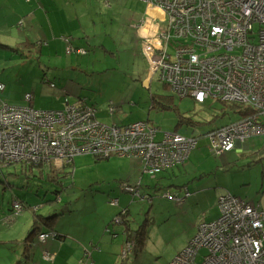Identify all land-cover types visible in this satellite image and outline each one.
<instances>
[{"label":"rangeland","instance_id":"1","mask_svg":"<svg viewBox=\"0 0 264 264\" xmlns=\"http://www.w3.org/2000/svg\"><path fill=\"white\" fill-rule=\"evenodd\" d=\"M74 1L77 0H72V2ZM81 1V5H85V1ZM133 1L136 0H129V2ZM94 2L95 7L102 10L99 12V16L112 17L116 20L129 16L126 11L130 9L129 7H126L123 12L119 10L126 4L131 5V3H127L128 0H94ZM107 4H110V7ZM111 7H116V14L113 12L114 10L110 13L107 11ZM88 9L91 11V6ZM104 10L107 12H103ZM112 28H114L112 25L105 27L111 47L101 43V46L109 50L104 49L108 60V63H101V69L104 72L101 71L103 72L101 74H92V72L89 76L85 74L84 77H79L76 81L78 86L73 89L74 85L72 84L74 83L71 80L78 77L77 71L72 72L66 85L59 86L57 84V87L53 89L46 82L44 83L48 79L52 81L50 77H53L52 72L45 74L44 65H48L45 58L40 61L37 54L31 56L32 50H24L25 54H22L14 49L0 47V71L5 69L3 72L5 77H10L13 82L12 84L5 81L8 86L0 97L6 99L12 106L25 107L28 105L25 95L29 93L33 96L35 107L43 110L64 109L68 100L75 102L79 100L77 98L81 97L95 105L99 121L104 124L150 121L162 132L177 130L183 135L201 136V138L214 129L241 119L231 107L232 104L214 99H210L205 104H198L192 98H179L168 86L161 83L157 76L152 77L149 84H145L150 72L142 56L134 57L138 52L137 44L129 41L134 34L133 31L129 32L128 29L120 26L116 27V30ZM110 34H113V37ZM9 46L15 49L18 47L16 45ZM169 49L171 53H174L175 49L172 45ZM113 53L117 54L116 58ZM71 59L77 60V56L75 54L66 56L65 61L70 62ZM108 65L109 68H107ZM68 84L71 85L68 86ZM152 95L157 98V101L164 100L171 109H164L158 104L154 107L151 101ZM113 100L115 105H111ZM111 108L116 109L114 114L111 113ZM180 120L185 122L192 120L197 124H184L177 128ZM247 144L248 147L243 152L235 150L222 157H217L210 149L209 140L202 138L188 162V166H191V174L185 175L184 166H181V171L179 168L175 170V179L174 176L168 178L163 173L157 179V177L144 172L141 159L132 157H111L108 160L97 161V158L92 155L78 156L75 158L73 166L66 169V173L72 172V175H57V173H53L54 167H47L45 170L39 166L33 167L34 172L40 175L41 170L44 171L36 185L27 181L26 174L24 171L22 173L24 167L21 165L4 168L5 173L0 170V251H5L14 258V264H24V259H31L29 257L32 253L28 252L23 255V243L27 241L29 233L33 229L34 217L35 221L39 222L40 219L36 215H45L50 207L57 206L55 207L57 209L67 207L62 224L69 229H103V236L113 235L115 240H120L124 231L135 230L124 229L127 225L135 228V226L146 223L149 239L147 252L151 256L143 255L140 258L142 264H152L153 259L158 257L157 264H170V262L171 264H182L184 257L182 252L185 250L183 248L195 232V221L207 209H211L214 215L220 212L219 208H216V203L222 192H229L253 204L258 210L264 211V135L250 138ZM56 171L59 172V169ZM205 174L207 175L204 176ZM202 175L204 177L197 180L196 183L195 177ZM7 178L16 179L14 181L16 187L18 184L24 183L26 188L16 189L13 184L8 188L10 180ZM59 180L63 181L62 186L57 182ZM157 183H159L158 187L155 186ZM202 183L212 185L213 191L216 192L214 195L216 199H212L213 202L204 199L199 203L181 208L175 204L173 197L180 192L177 187L186 184V188L190 193H193L195 184ZM140 184L151 189L149 193L154 198L152 204L141 201L140 189L135 186ZM123 185H125V189H135V193L129 192L134 196L124 195L121 202L118 200L119 205L115 200L119 197V192L106 188L112 186L118 189ZM3 186L8 188L6 189L8 191L3 192ZM103 187L104 191L99 190ZM56 188H63L60 194L62 200L60 203L42 204L41 207L32 206L29 209L28 205L19 198H12L13 211L16 214L6 218L4 212L9 209V201L13 192L17 191L20 198H30L40 205L46 191H49L50 195L48 196H53L51 191ZM184 189L185 187L182 188V193L186 192ZM38 192L40 193L38 194ZM124 202L128 204L129 210V214L125 217L122 213ZM13 222L16 223L10 226ZM116 233L119 235L116 236ZM6 244H9V247H6ZM133 247L134 242L131 238L120 250L121 256L118 257H115L116 253L113 251L104 249L103 252L106 251L110 255L99 254L101 248L92 251L86 250L83 252L84 255L79 264H121L129 261L132 252L130 248ZM45 255L46 259L51 260L47 253ZM173 257L174 259L171 261ZM20 258H23V262L17 263ZM5 262L6 259L3 255L0 256V264H6Z\"/></svg>","mask_w":264,"mask_h":264},{"label":"built area","instance_id":"2","mask_svg":"<svg viewBox=\"0 0 264 264\" xmlns=\"http://www.w3.org/2000/svg\"><path fill=\"white\" fill-rule=\"evenodd\" d=\"M141 1L156 5L169 22L158 39L160 46L144 44L152 77L181 99L198 104L214 99L254 109L252 115L202 137L211 151L217 156L241 151L250 138L264 135V0ZM25 99V107H0V170L64 167L78 156L92 155L141 159L144 171L156 177L184 164L202 139L162 132L150 121L104 124L85 100L67 102L61 110H41L34 107L32 94ZM126 191L135 193L133 188ZM218 204L219 219L198 224L182 252V264H264V211L231 194L220 197ZM39 237L45 242L50 235Z\"/></svg>","mask_w":264,"mask_h":264},{"label":"crops","instance_id":"3","mask_svg":"<svg viewBox=\"0 0 264 264\" xmlns=\"http://www.w3.org/2000/svg\"><path fill=\"white\" fill-rule=\"evenodd\" d=\"M84 1H85V5H81L82 3L81 0H77L74 2H72V0H0V47L4 46L10 50L14 48H12L9 45H16L18 46L16 48H21L26 51L32 50L33 53L31 54V56L33 54H37V57L40 61H42V59L45 58L46 59L45 61L48 62V65H44V68H46L45 74L47 75V72L53 73V77H50V79L52 78V81L49 79L45 81L46 84H48L50 87L51 84H54L55 87H51L53 89L57 87V84L59 86L66 85L68 83L69 77L72 75V72L77 71L78 77H75V79L71 80L74 83L72 84L74 85L72 86L73 89L78 86L76 81L79 79V77L80 78L84 77L85 74L89 76L92 72H93L92 74H96V73L101 74L104 72L101 69V63L102 62L108 63V60L104 52V49L106 48L104 46H101L102 45L101 43H105L106 45L110 46L109 39L107 38L106 35L105 27L106 25H112L114 26V28L112 29L116 30V27L120 26V27H124L125 29H128L129 32L133 31L134 34L132 37H130L131 39L129 41L130 42L133 41L134 43L137 44L138 52L137 55L134 57L137 58L138 55L142 56V58L147 64V69L149 70L147 60L143 53V48L145 46L144 44H152L156 46L159 45V40H158L159 37L163 33H166L169 29L168 17L165 14V12L162 11L160 8H158L156 5H153L151 3H146L141 0H136L135 2L134 1L129 2L128 0L127 3H131V5L128 6V4H126L125 6H123V8H119V10L123 12V10L126 7H129L130 9L126 10L129 13V16L116 20L115 18L112 17L108 18V17H103V15L99 16L100 15L99 12H101L102 10H99L98 7H95L94 0H84ZM107 5H109L110 7V4ZM89 6H91L92 8L91 11L88 9ZM112 10H114L113 12L116 14L117 11L116 7L113 8L111 7V9H108L107 11L110 13L112 12ZM105 11L106 10H104L103 12ZM110 35L113 37V34ZM107 50L108 49H106V51ZM73 54L77 56V60L71 59L70 62L69 61L66 62L65 61L66 56H73ZM113 56L114 58H116L117 54L113 53ZM91 66H92V70H91ZM107 68H109V65L107 66ZM4 71L5 69H2L0 71V82L4 85V89L3 91H0V95L7 89L8 85L5 84V81L6 83L11 82L13 84L10 77L7 78L5 77L3 73ZM151 78L152 76L149 73L148 78L145 80V84H149ZM70 85L71 84H68V86ZM0 99L8 103L6 99H2L1 97ZM77 99L84 100L85 98L83 99L79 97ZM79 100L75 102H71L70 100L68 101L69 103H76ZM113 104H114V100L113 103H111V105ZM33 105L35 107L34 103ZM0 107H1V103H0ZM247 147L248 144H246L241 151L240 149H238L237 151L243 152L244 149H246ZM214 155L217 156L216 154ZM222 156H217V157H222ZM188 162L190 161H187L182 165L172 167L167 171H165L163 174L167 175L168 178L174 176L175 179L176 168H179V171H181L182 169H180V167L184 166L183 168L184 174L189 175V173L191 172L190 169L191 166L190 165L188 166ZM53 166L60 168L55 164ZM66 169L64 171H66ZM143 169H144V165H143ZM23 170L25 169H22V171ZM3 172L5 173L6 171L3 170ZM72 174L73 173L71 172V175ZM206 175L207 174H205L204 176ZM158 176H156L157 179ZM204 176L203 175L199 177L196 176L195 182L197 183L198 182L197 180L202 179ZM15 180L16 179H10L9 181L10 185L8 188L11 187L12 182L13 185L15 184L14 182ZM158 184L159 183H157L155 186L158 187ZM185 185L186 184H182V187L179 186L177 188L180 190L179 193H182V188L185 187L184 190H186V192L183 191L182 194L176 193V196L173 197V200L175 199L174 200L175 204L179 208L189 204L193 205L199 203L204 199L205 200L209 199V202L210 201L213 202V200L216 199L214 198L216 192L213 191V187L210 184H203V183L195 184V189L192 190L193 193H190L189 189L186 188ZM135 186H138V188L140 189L139 191L142 198V199L140 198L141 201H146L148 202V204H152L154 198L153 195L149 193L151 189L148 186L144 187L143 184L135 185ZM3 188H4L3 192L8 191L6 190L8 188H6L5 186H3ZM106 189L110 191L117 190L119 192L120 194L118 195L119 197L115 199L117 201L116 204L119 205L124 195L125 196H127V194L133 195L132 193L126 191L125 185H123V187L119 186L118 189L112 186ZM99 190L104 191L105 188L104 187L99 188ZM123 190L125 191V193H122L124 192ZM187 193H189V196L186 195ZM226 194H230V193L222 192L221 194H219V196L223 197ZM220 197L218 198V200L220 199ZM20 200L24 204L28 205L29 209L32 206H39V207L42 206V203L38 205L37 202L32 201L30 198H24ZM218 200L216 203V208H219ZM61 201L62 200L59 199L57 203H60ZM9 204L10 206L8 211L4 212L6 218L15 215V212L13 211L12 202L9 201ZM127 205L128 204L124 202L123 204L124 209L122 211L124 217L129 214ZM55 207H50L49 211L46 212L47 214L45 215H36V217L38 216L44 217L45 221L39 220L40 223L36 222L34 217L32 224L33 229L34 228L61 229L62 232L66 234L65 229H69V228L66 225H63L62 222L64 218L63 217L64 213L65 211H67V207L65 208L63 207L59 209ZM220 215L221 212H218L217 215H214L211 212V209H207L205 213L200 218H197V220L195 221L196 222L195 232L193 233V235L194 234L196 235L197 227L199 223L216 221L217 219H219ZM47 217L48 219H46ZM15 223L16 222H13L12 224H10V226L14 225ZM142 226L143 228H141ZM124 229L126 230L135 229V230L124 231L122 233L121 239L115 240V236L113 235L103 236V229H72L70 232L71 235H69L68 238L65 239V241H59L50 237L45 242L39 241L37 236L40 232L47 230L39 231L33 236L30 235L28 236L27 241L29 240L28 241L29 244L27 241L23 243V247H24L23 255L28 252L32 253L31 257H29L31 259H27V260L24 259V264H79L80 261L82 260V256L84 255L83 252L86 251V248L89 249L92 247L91 244L92 242L98 244L99 249L101 248L100 250L101 252H99V254L104 253L103 252L104 249L110 252L113 251V253H116L115 257H118L121 256L120 250L123 249V247L126 245L128 240H130L131 238L132 241L134 242V247L132 249L130 248L132 252L130 253L129 261L122 262L121 264H140V263L142 264L140 258H142L143 255L144 256L150 255L147 252L148 240H149L148 232H146L142 237L139 236L138 239L135 232L138 229L147 230L148 225L144 223L141 226H135V228H132L130 225H127ZM131 231L132 232L135 231V232L132 233ZM115 235L118 236L119 234L116 233ZM192 236L188 239V242L185 244L183 249H186L188 247L189 243L194 237ZM6 247H9V244H6ZM99 249H94V250H99ZM106 251L104 254L110 255V253H107ZM46 253L51 257V260L46 259V255H45ZM177 253L175 254V256L177 255ZM2 255L6 259L5 262L6 264H14L15 259L12 258L9 254H7L5 251H0V256ZM174 257L171 259V261L174 259ZM158 258L153 259L152 264H157ZM20 262H23V258H20V260L17 263Z\"/></svg>","mask_w":264,"mask_h":264},{"label":"trees","instance_id":"4","mask_svg":"<svg viewBox=\"0 0 264 264\" xmlns=\"http://www.w3.org/2000/svg\"><path fill=\"white\" fill-rule=\"evenodd\" d=\"M14 50H16L17 52H19V53H22V54H25V52H24V50L23 49H21V48H14ZM46 82V81H45ZM54 85V84H53ZM54 87H55V85H54ZM3 91V90H2ZM79 101H82V100H79ZM86 101V100H85ZM151 101H152V105H154V107L158 104V105H160L162 108H164V109H171L170 107H169V105H167V103H165V101L164 100H162V99H159V101H157V98L154 96V95H152L151 96ZM69 102V101H68ZM3 103H7L6 101H3V100H1V106H2V104ZM86 103L88 104V105H90V106H93V105H91V104H89L87 101H86ZM207 103V102H206ZM223 103V102H222ZM8 104V103H7ZM10 105V104H9ZM93 107H95V106H93ZM231 107L234 109V111L237 113V115H239L241 118H244V117H246V116H250V115H252L253 113H254V109L253 108H251V107H247V106H244V105H239V104H232L231 105ZM97 110V109H96ZM98 115V114H97ZM191 123H194V124H197L195 121H192V120H189V121H184V120H180V122L178 123V125H177V128L178 127H181V126H183L184 124H191ZM176 128V129H177ZM176 132H177V130H176ZM196 150V149H195ZM194 150V151H195ZM193 151V152H194ZM192 152V153H193ZM190 157H191V155H190ZM190 157H189V159L187 160V161H189L190 160ZM109 158H107V159H96L97 161H101V160H108ZM186 161V162H187ZM73 166V163L71 164V165H67V166H64V167H62V168H57V167H54L53 165H40L39 167L40 168H44L43 170H45V168H47V167H54L55 169L53 170V173L55 172V173H57V175L59 174H65V175H70L71 174V172L70 173H66V171H64L66 168H69V167H72ZM56 169H59V172H57L56 171ZM60 169H63V170H60ZM43 170H41V175H43V173H44V171ZM24 171V173L26 174L25 176H26V179H27V181L29 182V181H31V182H33L35 185L37 184V182H39V178H41L42 176L40 175V174H38V173H36V172H34V170L32 169V167H29L28 169H25V170H23ZM23 171H22V173H23ZM49 171H51L50 169H49ZM167 171V170H166ZM165 172V171H164ZM163 172V173H164ZM162 174V173H161ZM7 179H9L10 180V178H7ZM21 180H22V178H21ZM55 181V180H54ZM58 183H60V185L62 186V183H63V181L62 182H60V180L59 181H57ZM12 184H13V182H12ZM15 185V184H14ZM159 186V185H158ZM16 187V186H15ZM17 189H23V188H26V185H24V183L23 184H18L17 185V187H16ZM63 191V188H56L54 191H51V193L53 194V196L51 195V196H48V195H50V194H48L49 193V191H46V193L42 196V204H52V203H57L58 202V200L59 199H61L60 198V194H61V192ZM40 192H38V194H39ZM20 198V196L18 195V193H17V191L16 192H13V194H12V197H11V200H10V202H12L13 203V200H12V198ZM50 197V198H49ZM20 199H22V198H20ZM38 218L40 219V220H43V221H45V218L44 217H42V216H38ZM46 219H48V218H46ZM141 228H143V226L141 227ZM43 230H47V231H43ZM71 230L72 229H65V233L66 234H64L63 232H62V230L61 229H38V228H34V229H32L31 230V232L29 233V235L30 236H33V235H35L37 232H39V231H43V232H40L39 234H38V240L40 241V239H39V236L41 235V234H49V235H51V238H54V239H56V240H59V241H65V239L66 238H68V236L69 235H71ZM135 232V231H134ZM137 232V233H136ZM135 232V234L137 235V239H138V237L139 236H143L146 232H148V230H145V229H138L137 231ZM49 239V238H48ZM92 244V247L91 248H86V250H89V251H92L93 249H99V246H98V244H96V243H94V242H92L91 243ZM91 246V245H90Z\"/></svg>","mask_w":264,"mask_h":264},{"label":"bare ground","instance_id":"5","mask_svg":"<svg viewBox=\"0 0 264 264\" xmlns=\"http://www.w3.org/2000/svg\"><path fill=\"white\" fill-rule=\"evenodd\" d=\"M22 204V203H21Z\"/></svg>","mask_w":264,"mask_h":264}]
</instances>
